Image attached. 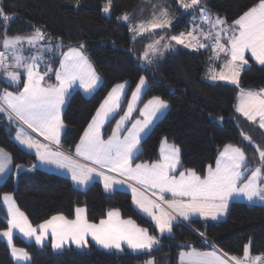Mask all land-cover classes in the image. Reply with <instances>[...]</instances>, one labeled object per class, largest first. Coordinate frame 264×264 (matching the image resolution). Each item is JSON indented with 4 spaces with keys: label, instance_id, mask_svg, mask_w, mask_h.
Returning a JSON list of instances; mask_svg holds the SVG:
<instances>
[{
    "label": "trees",
    "instance_id": "16d2710c",
    "mask_svg": "<svg viewBox=\"0 0 264 264\" xmlns=\"http://www.w3.org/2000/svg\"><path fill=\"white\" fill-rule=\"evenodd\" d=\"M106 1L0 0L4 14L14 17L7 22L0 19V39L5 31L10 36L30 34L39 28L50 38L43 41H56L62 45L60 57L69 47L83 44L85 54L101 77L100 85L90 96L83 95L79 88L66 95L61 113L64 123L61 146L72 148L79 142L91 116L114 84L126 80L129 82L127 91H130L144 76L148 84L143 98L158 95L168 102L169 108L141 140L134 162L155 161L159 143L165 138L180 150L179 170L192 169L203 175L205 168L214 164L219 151L227 144L240 146L249 165L261 163L258 149L264 150V132L235 111L234 104L238 88L258 89L264 85V65L246 58L248 67L240 73L238 85H234L210 83L204 79L207 66L212 63L211 47L187 50L178 46L163 57L149 53V59H144L146 45L152 38L163 33L172 36L188 31L192 14L178 13L180 16L163 29L133 35L129 26L119 21L120 14L130 12L139 17L141 9H147L143 20L154 15L155 5L151 0H111L109 15H104L102 6ZM201 1L208 10L223 15L227 22L259 2ZM164 7L172 10L167 3ZM58 60L59 57H55L54 66L59 64ZM7 124L0 117V147L9 153L13 168L31 166L36 155L13 141L11 133L5 130ZM245 136L251 137V141L244 139ZM5 193L12 194L17 207L35 225L56 214L73 218L76 206L86 207L90 222L103 219L108 210L115 209L121 217L130 218L139 227L148 229L149 234L160 241L150 250L134 252L124 248L118 254L100 249L93 243L86 251L72 246L54 251L48 244L37 247L15 236V244L25 247L31 255L26 264H141L149 257H153L156 264H176L177 253L187 247L207 249L215 246L232 256L241 255L247 243L252 255L264 254V204L234 201L229 204L223 219L175 221L171 234L161 235L153 222L136 211L129 193L121 189L108 192L98 181L79 189L67 177L41 168L28 169L26 173L11 170L0 182V194ZM0 211V230H3L8 225L6 211L2 208ZM0 264H15L1 237Z\"/></svg>",
    "mask_w": 264,
    "mask_h": 264
},
{
    "label": "snow or ice",
    "instance_id": "6c2138e0",
    "mask_svg": "<svg viewBox=\"0 0 264 264\" xmlns=\"http://www.w3.org/2000/svg\"><path fill=\"white\" fill-rule=\"evenodd\" d=\"M180 4L186 12L198 8L200 13V24H196V18L193 17L195 35L193 31L187 33V37L195 41V44L190 42L188 46L201 49L211 47L214 59L225 60L224 67L227 72L221 70L218 76L212 75L211 79L230 80L238 85L240 72L248 64V59L245 58L246 52H250L252 58L264 65V0H259L256 5L243 12L231 25L227 24L225 18L213 16L208 12L200 0H190V3L180 0ZM110 7L111 0L105 5L104 12L107 13ZM161 14L167 15V9ZM13 18L4 14L3 9L0 8V19L7 22ZM118 19L127 21L129 17L128 14H124ZM201 24L208 25L209 30L205 32L200 27ZM169 25V20L160 22L154 20L150 23L149 29H163ZM139 30L145 31L144 26L141 25ZM184 37L185 33H181L179 36H172L171 40L176 41L177 44H185ZM45 39L50 38L46 37L39 28L29 36H8L5 31L0 39L4 48V51H0V70L5 73V79L10 85L19 84L21 73L9 70L11 68H22L26 74L22 91L11 92L5 89L0 92V113L6 115L13 123L19 122L15 139L28 149H34L41 164H52L66 169L71 174L72 181L81 185L87 184L95 176L103 179L106 190L112 189L116 184H128L133 202L155 221L161 234L171 233L173 223L180 217L188 221L194 214H199L216 219L217 213L223 212L228 207L229 198L234 195H243L249 201L254 198L264 201V150L258 149L260 166L252 167L248 164L241 147L226 145L216 159L215 167L209 165L207 175L203 178L192 169L179 172L177 177L172 173L178 170V165L181 163L180 150L164 141L161 147V160L132 166V161L139 151L142 134L153 122V118L169 106L161 97L153 96L142 108H138L142 119L132 120L145 85L144 76L140 77L126 110L116 120L107 139H104L102 129L119 114L126 95V82L116 84L108 92L75 145L74 156L60 150V132L64 127L61 106L65 103L69 88L79 81L86 92H91L100 77L84 55L83 44L79 47H69L60 57L59 68H52L50 60L45 57L53 51V46L40 44V41ZM164 39L165 37H160L153 44L148 45L143 58H149V51L155 54L159 50L157 45ZM201 40L207 43H201ZM25 42L30 46L28 49L30 52L35 49L28 56L23 54ZM169 46V44L163 45L164 48ZM54 47L60 48L62 45L57 44ZM10 57L12 64L8 63ZM41 64L45 68L43 73L38 70ZM52 72L55 73L56 83H42L50 79L49 73ZM238 100L236 111L250 121H256L259 117V125L264 128V90L260 93L241 90ZM129 124L131 127H128ZM25 125L33 132H39L47 143H42L29 134L23 127ZM244 139L251 141V137L248 136ZM10 163L9 154L0 149V175L6 173ZM117 175L127 179L117 180ZM137 185L151 190L153 196L158 194L159 202L157 199L145 197ZM165 193H171L173 198L166 200ZM4 203L7 205L10 218L7 220L8 229L2 235L7 237L10 245L13 230L16 229L26 237H34L37 244H43L51 230L53 248H61L69 241L78 247H85L89 235L104 248L121 249V244L124 242L133 250H150L160 243L155 236L149 234L148 229L137 226L131 219H120L118 210L109 211L108 218L101 219L96 224L87 219L85 209L77 207L75 219L70 220L60 214L33 227L27 216L19 211L9 196H4ZM12 254L17 260L28 258L26 251L14 246ZM248 257L249 246L245 245L244 258ZM179 258L180 264H227L215 249L201 252L190 247L188 251H181ZM232 259L235 264H242L240 258ZM261 259L262 257L259 256L255 258V260ZM148 264L154 262L149 261Z\"/></svg>",
    "mask_w": 264,
    "mask_h": 264
},
{
    "label": "rangeland",
    "instance_id": "374dc122",
    "mask_svg": "<svg viewBox=\"0 0 264 264\" xmlns=\"http://www.w3.org/2000/svg\"><path fill=\"white\" fill-rule=\"evenodd\" d=\"M108 2H109V0H107V1L103 4V6H102V13H103L104 15H109V11L106 13V12H104V10H103L104 7H105V5L108 4ZM184 2H186V3H190V0H184ZM151 3H152V5H155V7H156V8H155V7L153 6V9L155 8V13H154L153 16L150 15V16H148L146 19L143 18V20H142L141 18L146 16L145 12H147V9H141V12H142V13L140 14L141 16L139 15L140 18L137 17L136 14H132V13H130V12H123L122 14H120V17H122L124 14H128L129 19H128L127 21H125L124 19H119V21H121V22L127 24V26H129L130 30L133 31V35H143V33H147V32L150 33V32H153V31L155 30V29H149L150 23L153 22L154 20H155V22H160V21L166 19V20H169V21L171 22L172 20L176 19V17L180 16V15H177L178 13H181V14L191 13V14H192V17L188 20V23L190 24V27H189L188 31L181 32V33H185V37H184V39H185V44H177L176 41L171 40V37H172V36H179L181 33H179V34H177V35H172V36H165L164 33H163V34H161V35H157V36H155L154 38H152V39L147 43V45H146V49H147V46H148V45L153 44L156 40L160 39V37H165V39L162 40L161 43H160L159 45H157V48H158L159 50H158L155 54H156V55H160L161 57L165 56V55L167 54L168 51H170V50H175L178 46L183 47V48H185V49H187V50H189V49H191V48H192V49H199L198 47H189L188 44H189L190 42L193 43V44H195V41H191L190 38L187 37V33H188L189 31H193V32H194V35H195V30H194L195 25L193 24V17H194V16H195V18H196V24H200V13H199V9H198V8L195 9L194 11H193V10H189V11L186 12V11L183 9V7L181 6V4H180V0H151ZM166 3L172 7V10H171V11L168 10V8L164 7V5H166ZM200 3H201L204 7H206V5L203 3V1L200 0ZM163 7H164V8H163ZM206 8H207V7H206ZM164 9H167V15H162V14H161L162 11H163ZM109 10H110V8H109ZM207 10H208V8H207ZM208 12H210L211 14H213V16L218 15V14H216V13L210 11V10H208ZM155 14H156V15H155ZM218 16H219V15H218ZM220 17L225 18L223 15H221ZM139 19H140V20H139ZM228 24H229V23H228ZM141 25H143L144 28H145V31H143V32H140V30H139ZM200 27L203 28V30H204L205 32H207V31L209 30L208 25H206V24H201ZM34 32H35V31H34ZM34 32H31L30 34H20V35H21V36H29V35L34 34ZM159 33H160V31H158V34H159ZM10 36H15V35H10ZM201 43H207V42L204 41V40H201ZM40 44L45 45V46H47V45H52V46H53V51H52L48 56H46L45 58L50 60V64H51V67H52V68H54V69H55V68H59L61 52L59 51V48H55V47H54L55 45H57V44H59V43L56 42V41H54V42L40 41ZM164 44H169L170 46H169L168 48H164V47H163ZM29 47H30V46L25 42L24 45H23V48H24V52H23V54H24L25 56H28V55L32 54V52L35 51V49H33L32 52H30V51L28 50ZM77 47H79V46H77ZM0 51H4V48H3V46H2V43H0ZM82 51H83L84 55L86 56L88 62L91 64L92 68L94 69V66H93V64H92V61H90L89 57L85 54V52H84L83 49H82ZM212 52H213V49H212ZM149 53H152V52L149 51ZM149 53H148V54H149ZM209 53H210V52H209ZM152 54H153V53H152ZM155 54H154V55H155ZM247 55H248L249 57H251V53H250V52H246V53H245V58H246ZM148 56H149V55H148ZM211 56H212V54H211ZM221 56L223 57V54H221ZM55 57H59V60H58V63H59V64H56V65L54 66V63H53V62H54V60H55ZM251 58H252V57H251ZM148 59H149V58H148ZM149 61H151V60H149ZM212 61H213V62L210 63V64L207 66V70H206V72H205V74H204V77H205L204 79H208L209 81H211L210 83H213V82H219V81L224 82L225 80H219V79H217V80H213V79H211V77H212V75H217V76H218L219 73L221 72V70H224L225 72H227V69L224 67L225 60H224L223 58H221V59H219V60H216V59H214L213 56H212ZM255 61H256V60H255ZM8 63H9V64H12L11 57L9 58ZM245 68H246V65H245ZM9 70H12V71H19V72L21 73V80H20V82H19L18 85H12V87H9L10 83L5 79V73L3 72V70H0V92H2V91L5 90V89H7L8 91H11V92H19V91H22V89H23V83H24V81H25V79H26V74H25L24 69H22V68H21V69L11 68V69H9ZM38 70H39L41 73H43V72L45 71V68H44L43 64H41V65L39 66ZM94 70H95V69H94ZM95 72H96V71H95ZM96 74H98V76L100 77V75H99L98 72H96ZM49 76H50V79H46V80H45L44 82H42V83H45V84H55V83H56V80H55V73H54V72L49 73ZM139 79H140V78H139ZM139 79L137 80V83L134 85V87H133L132 89H130L129 93H126V92H127V89H128V86H129V83H128L126 80H123L122 82H117V83H116V84H120V83H125V82H126L125 93H126V94H129L128 97L126 98L125 102H124L125 97L123 98L122 104H123L124 106H123V108L120 107V109H119V114H120V115H123L124 111L126 110V108H127V104H128V101L131 99L132 92L135 90L136 85L139 83ZM208 80H207V81H208ZM100 81H101V77H100V80L97 81V85H96V87H95L94 90H96L97 87L100 85ZM227 82H231V81L228 80ZM116 84H114L113 86H115ZM147 84H148V82H147V80H146V78H145V85L143 86V89H142L141 99H140V101L138 102V105H137V111H135V112L133 113L132 120H135V119H142V117H141L140 114H139L138 108H142L143 105H144V103H146L149 99H151V98L153 97V96H150V97L143 98V96H144L143 94H144V91H145V89H146V87H147ZM10 86H11V85H10ZM113 86H112V88H113ZM78 88H79V90L82 92V94L85 95V96H90V94L94 91V90H93V91H91V92H86V91L84 90L83 86L79 83V81H77L76 83H74V84L69 88L68 93L70 92V90L78 89ZM112 88H111V89H112ZM111 89H110V90H111ZM110 90H109V91H110ZM109 91H108V92H109ZM108 92H107V94H108ZM240 92H241V91H240ZM237 93H238V92H237ZM237 93H236V97H235V100H236V102H235V111H236V106H237V104L239 103L238 97H239V95H240V93H239V94H237ZM106 96H107V95H106ZM106 96H105V97H106ZM125 96H126V95H125ZM157 96H158V95H157ZM105 97H104V98H105ZM104 98L102 99V101L104 100ZM102 101H101V102H102ZM100 104H101V103H100ZM100 104H99L98 106H100ZM121 106H122V105H121ZM63 109H64V104L61 106V113H62ZM96 110H97V109H96ZM96 110H95V112L93 113L94 115H95V113H96ZM167 110H168V107H167L166 109H163L160 113L157 114L156 117L153 118V122L149 125V127H148V129L145 131V133L142 134L143 137H144V136L148 133V131L153 127V124H154L156 121H158V119L161 118ZM94 115H92V116H94ZM0 117H3V119L5 118V119L8 121V124H7V126L5 127V130H6L7 132L11 133V136H12L13 141H15L16 143H18L22 148L27 149V150H29V151H31V152H33V153L35 154V150H34V149H28L26 146L21 145V144L15 139L16 132H17V128H18V126H19V122L13 123V122L9 121L8 118H7V116L4 115V114H2V113H0ZM246 118H247V117H246ZM246 118H245V119H246ZM5 119H4V120H5ZM247 120H248V118H247ZM253 122H254V121H253ZM257 123H259V117H257L256 121L254 122L255 125H256ZM106 124H108V123H106ZM257 125H259V124H257ZM23 127L25 128V130H26L29 134H31L32 136H34L37 140H39L40 142L42 141V143H47V142H45V140H43L42 138L39 137V135H40L39 132L37 133V132H33L31 129H27V126H26V125L23 126ZM128 127H131V124H129ZM63 128H64V127H63ZM63 128L61 129V132L63 131ZM61 132H60V134H61ZM38 134H39V135H38ZM142 139H143V138H142ZM164 141H166L168 145H173V146H175V145L172 144L171 142L169 143L165 138L162 139L161 143L164 142ZM161 145H162V144H161ZM161 145H160V146H161ZM160 146H159V148H160ZM139 147H140V145H139ZM0 149H2L3 152L8 153L4 148H1V147H0ZM54 150H55V147H54ZM60 150L64 151L65 153H67V154H69V155H73V156H74V154H75V146L72 147V148H71V147H70V148H65V147H62L61 144H60ZM260 150H262V149H260ZM139 151H140V149H139ZM139 151H138V153H139ZM138 153H137V154H138ZM258 153H259V151H258ZM8 154H9V153H8ZM9 156H10V155H9ZM136 156H137V155H136ZM159 160H161V149L159 150V159H157V160H155V161H152V163H153V162H156V161H159ZM150 162H151V161H149V163H150ZM134 163H135V162H134ZM258 164L260 165V163H258ZM30 165H31V166H27V165H26V166H23V165H17V166H21V167L18 168V167L16 166V168H13V166H12V161H11V163L9 164V168H8V170L6 171V173L0 175V182H2V181L4 180L6 174H8L11 170H13L14 173H26V171H27L28 169H30V168H31V169H33V168H34V169H37V168L42 167L41 169H43V170H45V171H48V172L51 171V172H54V173H56V174H58V175H63V176H65V177H67V178L69 179V181L72 183V185H74L75 187H78L79 189H83V188L87 187L89 184H91L92 182H94V181H98L100 184H102L103 189L106 190V189L104 188V181H103V179H102L101 177H99V176H95L94 179L91 180V181H89L87 184L81 185V184H77V183H75L74 181H72V179H71V174H70L66 169L58 168V167H56L55 165H52V164H41V163L37 160V157H36V159L34 160V162H33L32 164H30ZM32 165H35V167H32ZM132 166H133V164H132ZM116 179H117V180H124V178H122V177H120V176H116ZM123 187H124V188H123ZM117 189H121V190H124V191H126L127 193H129V194H130V199H131V204L134 206V208L136 209V211L139 212V213H141L142 215L146 216V218H148V219H149L151 222H153V224L155 225V221H153V220L151 219L150 216H148L146 213H144V212L138 207V205H136V204L133 202L131 188L128 186V184H124V183H122V184H116V185L113 186L112 189H110V190H106V191L110 192V191L117 190ZM143 189H144L145 193L148 195L147 198H149V196H150V194L152 193V191H151V190H148V189H146V188H143ZM5 195L9 196V197L11 198V200L14 201V202H15V199H13L11 193L0 194V208H2L4 211H6V222H7V220H8L10 217H9V215H8V212H7V205L4 203V196H5ZM15 206L17 207L16 203H15ZM77 207H80V208L85 209V215H86V207H83V206H76L75 209H76ZM17 208H18V207H17ZM18 209H19V208H18ZM19 211L23 212V211L20 210V209H19ZM0 212H1V211H0ZM23 213H24V212H23ZM56 215H60V214H56ZM56 215H52L51 217L56 216ZM51 217L48 218V219H51ZM48 219H46V220H48ZM68 219H70V220H71V219H75V213H74V215H73V218H68ZM28 221H29V220H28ZM44 221H45V220H44ZM99 221H100V220H99ZM99 221L92 222V223H96V224H98ZM176 221H177V220H176ZM29 222L31 223V221H29ZM41 223H42V222H40V224H41ZM173 224H174V223H173ZM31 225H32L33 227H37L39 224H36V225H35V224L31 223ZM155 227H156V225H155ZM7 229H8V225H7V227H6L5 229L0 230V237H1L2 240H4L5 244H7V246H8V250H9V255L11 256V258H12V260H13V262H14L15 264H26V263H28V262L30 261V257H31V255H29V253H28V251L25 249V247H23V246H21V245H19V244H18V245L15 244V242H14V237H15V236L19 237L22 241H24V242H26V243H29V242L34 243L37 247H41V245L48 244V245H50L51 250H54V251H60V250H62L64 247H69V246H72L73 248L75 247V248H77V249H81V250H85V251H86V250L89 248L90 243H93L96 247H98V248H100V249H103V250H105V251H108V250H109V251H115V252L118 253V254L121 253L122 251H124V248H127V250H130V251L132 250V251H134V252H142V251H144V250H149V249L133 250V249L129 248V247L127 246V244L124 243V242H122V244H121V249H116L115 247H113V248H104L102 245L97 244V243L91 238L90 235H89L88 238H87V239H88V244H87V246H85V247H78L75 243H72L71 241H69V242L65 243V244L63 245V247H61V248H53V247H52L51 230H49V234H48V236L45 238L43 244H37V243H35V239H34V237H32V238L26 237V236L23 235V233H20L18 229L13 230L12 243H11V245H10V244L8 243V239H7V237H4V236L2 235V233H3L4 231H7ZM157 230L159 231L158 228H157ZM159 233H160V232H159ZM160 234H161V233H160ZM163 234H165V235H170L171 233H167V232H165V233H163ZM163 234H161V235H163ZM157 239H158V238H157ZM246 245H248V244H246ZM13 246H14L15 248H17V249H23L24 251H26V252L28 253V258H27V259H22V260H17L16 257H14L13 254H12V247H13ZM155 246H156V245H154L153 247H155ZM248 246H249V245H248ZM152 249H153V248H152ZM21 255H22V254H21ZM149 261H152V262H154V264H156V261H154V258H153V257H149V258L145 259L141 264H148Z\"/></svg>",
    "mask_w": 264,
    "mask_h": 264
},
{
    "label": "crops",
    "instance_id": "0c3cea01",
    "mask_svg": "<svg viewBox=\"0 0 264 264\" xmlns=\"http://www.w3.org/2000/svg\"><path fill=\"white\" fill-rule=\"evenodd\" d=\"M257 4V3H256ZM256 4H254V5H256ZM249 9V8H248ZM248 9H246V11L248 10ZM245 12V11H244ZM242 15V14H241ZM239 17H237L236 19H238ZM236 19H234V20H232L231 22H227V24L229 23V25H231L232 23H233V21H235ZM211 54H212V48H211ZM211 54H210V56H211ZM249 56L247 55L246 56V58H248ZM249 58H251V57H249ZM212 59V58H211ZM252 60H253V62H255L256 64H260L258 61H255V59L254 58H251ZM213 62V61H212ZM248 65V64H247ZM246 65V67H248ZM261 65V64H260ZM244 69H246L245 68V66H244V68L241 70V72L244 70ZM240 72V73H241ZM239 78L240 77H238V80H239ZM206 80H208V79H206ZM209 81V80H208ZM209 82H211V81H209ZM219 82H221V81H219ZM224 82H227V81H224ZM224 82H221V83H224ZM129 83V82H128ZM227 83H230V84H234L233 82H227ZM235 85V84H234ZM129 87V86H128ZM239 90H238V93L237 94H239L240 93V91L241 90H243V91H245V92H247V91H251V92H255V93H260L261 92V90H264V85L263 86H261V87H259L258 89H244V88H238ZM128 90V89H127ZM128 93H129V91H127ZM126 92V93H127ZM128 95L129 94H126V96H125V99H124V102H125V100H126V98L128 97ZM65 98H67V96L65 97ZM235 102H236V100H235ZM123 104H122V106H121V108H123ZM168 108H169V106H168ZM234 110H235V104H234ZM167 112V111H166ZM165 112V113H166ZM165 113H164V115H165ZM239 113V112H238ZM240 115H242L244 118H246L242 113H239ZM94 115V114H93ZM91 117H93V116H91ZM120 118V114H118V115H116L115 116V118L114 119H112L111 120V122H110V124H109V126H108V124H106L105 126H104V128L102 129V131H103V133H104V139H107L108 138V136L109 135H111V131H112V128L115 126V124H116V120H118ZM5 119V118H4ZM92 119V118H91ZM246 120H247V118H246ZM4 121H7L6 119L4 120ZM91 121V120H90ZM250 121V120H249ZM157 122V121H156ZM250 122H253V121H250ZM255 122V121H254ZM253 122V123H254ZM7 123H8V121H7ZM257 124H259V123H257ZM88 125V124H87ZM87 125H86V127H87ZM106 126H108V128H105ZM258 126H260V125H258ZM85 127V128H86ZM84 128V129H85ZM261 128V127H260ZM262 130H263V132H264V128H261ZM38 133V132H37ZM39 135V134H38ZM39 137L40 138H42L43 140H44V137H42L41 135H39ZM162 141V140H161ZM161 141H160V143H159V146L162 144L161 143ZM42 142V141H41ZM45 142H47V141H45ZM227 145H232V144H227ZM159 146H158V148H159ZM233 146H236V145H233ZM161 147H162V145L160 146V148H159V150L161 149ZM224 147L225 146H223L222 148H221V150L219 151V153H218V155H217V158L219 157V154H220V152L221 151H223V149H224ZM238 147H240V146H238ZM159 150H158V158L157 159H159ZM258 155H259V153H258ZM216 158V159H217ZM156 159V160H157ZM140 163H148V164H151L152 162H144V161H138V162H135L134 163V160L132 161V164H133V167H135V165L136 164H140ZM261 164V163H260ZM179 166H180V164L178 165V170L177 171H175L174 173H172V174H174V175H176L177 177H179V172H181V171H185V170H187V169H182V170H179ZM213 168L215 167V162H214V164L213 165H211ZM250 166H252V167H256V166H260L259 164H253V165H250ZM16 168V167H15ZM40 168H42V167H40ZM31 169V168H30ZM206 170H205V173L203 174V175H200L202 178L204 177V176H206L207 175V170H208V166L205 168ZM106 171V170H105ZM198 174V173H197ZM199 175V174H198ZM249 175H250V173H249ZM118 176V175H117ZM122 178H124V180L125 179H127L126 177H122ZM129 183H134V182H132V181H129ZM137 187H138V189H139V191L140 192H142L143 194H144V196L145 197H148V195L145 193V191H144V189H143V187H141V186H139V185H137ZM124 188V187H123ZM164 196H165V199L166 200H169V199H172L173 197L171 196V193H165L164 194ZM149 198L150 199H157V202H159L158 201V194L156 195V196H153V194L151 193L150 194V196H149ZM234 201H238V202H240V201H242V202H245L246 204H249V205H252V204H261V205H263L264 204V201H261L259 198H254L252 201H249L245 196H243V195H234V196H232V197H230L229 198V201H228V207H229V204L231 203V202H234ZM228 207L223 211V212H221V213H217V216H216V219H213L211 216H208V217H204V216H200L199 214H194L190 219H196V218H200V219H204V220H208V219H210V220H214V221H218L219 219H223V218H225L226 217V215H227V210H228ZM111 210H115V209H111ZM111 210H108L107 212H106V215H105V217L103 218V219H107L108 217H107V213L109 212V211H111ZM119 212V211H118ZM119 214H120V212H119ZM120 219H122V220H129V219H126V218H123V217H121L120 216ZM189 219V220H190ZM133 221V220H132ZM177 221H181V222H183V223H185L186 221L182 218V217H180V218H178L177 219ZM138 226V225H137ZM141 228H143V227H141ZM248 245H249V243H247ZM246 245V244H245ZM189 248L190 247H187L186 249H183V250H180L178 253H177V256H176V264H180V258H179V253L181 252V251H188L189 250ZM244 248H245V246H244ZM244 248H243V252H242V254L241 255H228V254H226V253H224L222 250H219L217 247H215V246H209V248H207V249H197L198 251H201V252H206V251H212L213 249H215L216 251H217V253H218V255H221L225 260H226V262H227V264H235V261L232 259L233 257H236V258H240L241 260H242V264H257V261H259V260H255V258L256 257H258L257 255H252L251 253H250V245H249V257L248 258H244ZM196 249V248H195Z\"/></svg>",
    "mask_w": 264,
    "mask_h": 264
},
{
    "label": "built area",
    "instance_id": "2783aa9c",
    "mask_svg": "<svg viewBox=\"0 0 264 264\" xmlns=\"http://www.w3.org/2000/svg\"><path fill=\"white\" fill-rule=\"evenodd\" d=\"M257 256L262 257L261 260L257 261V264H264V254L257 255Z\"/></svg>",
    "mask_w": 264,
    "mask_h": 264
}]
</instances>
